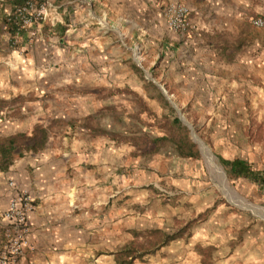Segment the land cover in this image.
<instances>
[{
	"label": "rangeland",
	"instance_id": "rangeland-1",
	"mask_svg": "<svg viewBox=\"0 0 264 264\" xmlns=\"http://www.w3.org/2000/svg\"><path fill=\"white\" fill-rule=\"evenodd\" d=\"M256 28L263 50L264 22ZM149 48L140 67L112 66L106 80L113 87L88 90V99L75 98L77 109L66 107L69 114L86 115L72 129L89 128L112 150L106 176L112 232L98 234V245L111 239L117 251L135 239L134 232L138 247L151 229L179 230L180 237L128 264H264V188L230 179L217 159L240 157L264 169V51L233 57L225 46L202 62L200 74L188 72L177 83L176 67ZM45 71L41 77L54 85L46 94L57 112L63 92L70 98L77 93L57 86L74 81L73 75L60 74L52 63ZM141 82L140 95L135 88ZM175 117L197 156L176 153L173 139L183 131L175 128ZM46 125L68 127L53 120Z\"/></svg>",
	"mask_w": 264,
	"mask_h": 264
},
{
	"label": "crops",
	"instance_id": "crops-1",
	"mask_svg": "<svg viewBox=\"0 0 264 264\" xmlns=\"http://www.w3.org/2000/svg\"><path fill=\"white\" fill-rule=\"evenodd\" d=\"M22 1L0 0V148L16 134L29 136L34 127L44 132V140L36 150L24 139L19 148L12 146L10 157L0 154V212L15 190L33 198L27 214L28 245L18 264H114L111 239L101 246L96 239L112 232L106 211L112 150L95 141L89 128L72 129L86 115L69 114L66 107L77 109L75 98L88 99V90L113 87L106 80L112 66L140 67L150 46L157 49L160 62L169 60L176 67L172 73L177 83L188 72L200 74L202 62L214 60L225 46L230 56L246 50L244 56L255 57L264 47L258 50L260 39L251 19L264 22V0H47L54 6L55 23L38 26L30 44L22 34L12 46L3 23L6 13ZM169 3L188 8L194 31L167 28L162 10ZM50 63L60 74L73 75L74 81L57 86L77 91L72 98L63 92L57 112L46 94L54 85L46 75L41 77ZM144 86L141 82L135 88L137 94ZM48 120L68 127L50 130ZM6 227L0 220V245Z\"/></svg>",
	"mask_w": 264,
	"mask_h": 264
},
{
	"label": "built area",
	"instance_id": "built-area-1",
	"mask_svg": "<svg viewBox=\"0 0 264 264\" xmlns=\"http://www.w3.org/2000/svg\"><path fill=\"white\" fill-rule=\"evenodd\" d=\"M54 6L47 0H23L6 13L3 28L8 29L10 44L18 45L22 34L27 43L36 36V29L44 22L53 23ZM188 8L180 3L166 4L162 16L167 28L177 33H190L196 26L189 20ZM251 23L259 27L263 24L260 18L251 19ZM9 185L12 183L9 181ZM33 207V198L24 190H15L9 198L7 207L0 212V220L8 224L4 230V238L0 245V264H18L22 249L28 245L27 214Z\"/></svg>",
	"mask_w": 264,
	"mask_h": 264
},
{
	"label": "trees",
	"instance_id": "trees-1",
	"mask_svg": "<svg viewBox=\"0 0 264 264\" xmlns=\"http://www.w3.org/2000/svg\"><path fill=\"white\" fill-rule=\"evenodd\" d=\"M173 123L176 129L183 131L177 139H173L176 153L181 156H197V150L194 143L186 136V128L180 125L179 120L176 117L173 119ZM24 139L27 142V147L36 150L41 147L44 140V132L41 129L35 130L34 128L31 134L27 137L24 134H16L7 139V146L0 148V154L10 157L13 150L12 146L19 148V145ZM159 139H162V137ZM217 159L230 179H245L257 185L260 189L264 188V169H254L245 159L240 157L227 159L217 156ZM137 235L138 233L134 232L133 237H135V239L133 241L113 252L114 264H128L133 258L149 254L153 252V250L181 236L179 230L167 233L160 229H151L148 231V236L146 235L143 237V240L138 241L140 244L136 247L134 246V241L137 240Z\"/></svg>",
	"mask_w": 264,
	"mask_h": 264
},
{
	"label": "water",
	"instance_id": "water-1",
	"mask_svg": "<svg viewBox=\"0 0 264 264\" xmlns=\"http://www.w3.org/2000/svg\"><path fill=\"white\" fill-rule=\"evenodd\" d=\"M161 91L163 92V89H161Z\"/></svg>",
	"mask_w": 264,
	"mask_h": 264
}]
</instances>
